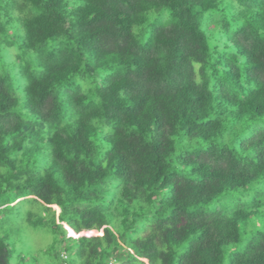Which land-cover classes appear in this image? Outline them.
I'll return each instance as SVG.
<instances>
[{
	"label": "trees",
	"instance_id": "trees-1",
	"mask_svg": "<svg viewBox=\"0 0 264 264\" xmlns=\"http://www.w3.org/2000/svg\"><path fill=\"white\" fill-rule=\"evenodd\" d=\"M62 254L264 264V0H0V264Z\"/></svg>",
	"mask_w": 264,
	"mask_h": 264
},
{
	"label": "rangeland",
	"instance_id": "rangeland-1",
	"mask_svg": "<svg viewBox=\"0 0 264 264\" xmlns=\"http://www.w3.org/2000/svg\"><path fill=\"white\" fill-rule=\"evenodd\" d=\"M28 207L26 206V208L25 209H27ZM54 210H56L55 209V207H54ZM56 212L58 213L59 212V210L57 211L56 210ZM59 214V213H58ZM19 222V224H21L22 225V233H23V235H24V237L26 238V240H27V242L30 244V246L33 248V250H36V247L38 248V247H41V248H38V249H42V248H47V247H49L50 248V243H48V240L47 239H45V237L44 236H42V235H38V234H36L32 229H30V228H27L26 229V226H25V224L24 223H22V222H20V221H17V223ZM24 222V221H23ZM65 228L68 230L69 229V227L67 226V224L65 225ZM83 233H85V231L83 232ZM72 234V233H71ZM70 236H72V235H70ZM73 237V236H72ZM61 248H62V245H61Z\"/></svg>",
	"mask_w": 264,
	"mask_h": 264
},
{
	"label": "clouds",
	"instance_id": "clouds-1",
	"mask_svg": "<svg viewBox=\"0 0 264 264\" xmlns=\"http://www.w3.org/2000/svg\"><path fill=\"white\" fill-rule=\"evenodd\" d=\"M57 208V207H55ZM69 230V234L72 235L74 238H79V237H82V236H102L103 235V232H99L97 230H93V231H85V233H80V234H75L74 231H72L71 229H68ZM91 232H98L99 235H96V234H91V235H87L86 233H91ZM72 233V234H71ZM102 233V234H101ZM62 259L65 263L69 264L68 262L70 261L69 260V256L67 254H62Z\"/></svg>",
	"mask_w": 264,
	"mask_h": 264
},
{
	"label": "water",
	"instance_id": "water-1",
	"mask_svg": "<svg viewBox=\"0 0 264 264\" xmlns=\"http://www.w3.org/2000/svg\"><path fill=\"white\" fill-rule=\"evenodd\" d=\"M57 211H58V208H55ZM87 235H91V234H96V235H99L98 232H91V233H86Z\"/></svg>",
	"mask_w": 264,
	"mask_h": 264
},
{
	"label": "built area",
	"instance_id": "built-area-1",
	"mask_svg": "<svg viewBox=\"0 0 264 264\" xmlns=\"http://www.w3.org/2000/svg\"><path fill=\"white\" fill-rule=\"evenodd\" d=\"M65 264H67V263H65Z\"/></svg>",
	"mask_w": 264,
	"mask_h": 264
},
{
	"label": "snow or ice",
	"instance_id": "snow-or-ice-1",
	"mask_svg": "<svg viewBox=\"0 0 264 264\" xmlns=\"http://www.w3.org/2000/svg\"><path fill=\"white\" fill-rule=\"evenodd\" d=\"M102 234V233H101Z\"/></svg>",
	"mask_w": 264,
	"mask_h": 264
}]
</instances>
